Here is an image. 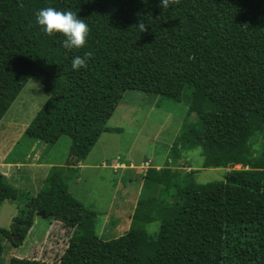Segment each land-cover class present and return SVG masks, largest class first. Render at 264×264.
Segmentation results:
<instances>
[{
  "label": "trees",
  "instance_id": "1",
  "mask_svg": "<svg viewBox=\"0 0 264 264\" xmlns=\"http://www.w3.org/2000/svg\"><path fill=\"white\" fill-rule=\"evenodd\" d=\"M159 3L0 0V122L24 86L39 82L46 101L24 135L48 145L68 137L73 158L71 167L50 168L36 196L0 175V206L27 197L14 219L19 241L13 226L0 227V238L18 247L42 212L71 231L58 261L8 264H264V0ZM46 6L84 19L83 48L66 50L65 37L41 31L35 12ZM87 51L94 53L87 67L73 70L72 58ZM129 90L185 100L195 115L171 147L172 165L199 149L202 168L232 169L200 184L193 170L148 168L128 230L103 240L96 214L69 193L68 174L103 133L119 131L107 123ZM157 220L159 231L149 235L146 225Z\"/></svg>",
  "mask_w": 264,
  "mask_h": 264
},
{
  "label": "rangeland",
  "instance_id": "2",
  "mask_svg": "<svg viewBox=\"0 0 264 264\" xmlns=\"http://www.w3.org/2000/svg\"><path fill=\"white\" fill-rule=\"evenodd\" d=\"M45 101L42 85L31 80L0 122V159L18 161L16 163L24 166L22 170L13 169L18 178L12 176L5 182L17 187L22 178V183L28 187L21 188V192L27 196H31L30 191H36L41 186L39 182L46 172V168L37 166V163L53 162L61 165L56 167H71L72 158L68 160V137L63 136L54 145H48L24 135V130ZM187 112L185 100L174 102L141 91H126L107 123L109 128H117L119 131L100 136L86 159L81 162L88 167H72L68 174V191L85 209L96 214L95 232L100 238L115 239L128 230L141 192L143 176L148 168L159 170L170 163L172 170L182 173L193 170L196 171L194 181L200 184L221 181L226 172L232 169L202 168L203 157L199 149L184 152L178 163L172 165L169 154L173 143L184 124L196 121L195 115L188 116ZM113 161H131L132 169L113 170L109 166ZM29 163L33 166H29ZM233 169L238 170L240 166ZM26 200L27 197L23 196L16 201H5L0 206L1 228L9 230L14 226V219L24 210ZM153 223L146 225L148 233ZM69 233L71 231L62 223L36 216L18 247L0 238V264H8L12 258L56 262L68 245Z\"/></svg>",
  "mask_w": 264,
  "mask_h": 264
},
{
  "label": "clouds",
  "instance_id": "3",
  "mask_svg": "<svg viewBox=\"0 0 264 264\" xmlns=\"http://www.w3.org/2000/svg\"><path fill=\"white\" fill-rule=\"evenodd\" d=\"M180 0H160L159 6L168 9L172 5H178ZM22 6V5H21ZM35 22L41 31L46 35L60 34L65 39L62 41V47L66 50L81 49L87 43L89 35V26L84 19L78 17L77 12L72 10L61 11L54 7L46 6L35 12ZM136 26L140 32L147 31V26L140 20ZM94 53L87 51L83 56H74L71 61L73 70H80L87 67L89 58ZM161 221L157 220L150 226L149 235L159 231Z\"/></svg>",
  "mask_w": 264,
  "mask_h": 264
},
{
  "label": "crops",
  "instance_id": "4",
  "mask_svg": "<svg viewBox=\"0 0 264 264\" xmlns=\"http://www.w3.org/2000/svg\"><path fill=\"white\" fill-rule=\"evenodd\" d=\"M27 128V127H26ZM25 131V130H24ZM69 155V154H68ZM69 160V159H68ZM13 162V163H12ZM7 161V160H3V159H0V175L3 176L4 180L6 181V179H10L12 176L16 177L13 173V169H18V170H22L24 168V166H21L22 164L21 163H16L18 161ZM114 163H112L110 166V168H113V170L115 169H122V170H130L132 169V163L131 161L129 162H119V163H116L115 161H113ZM73 163V160H71V163ZM78 163L76 166H81L82 168L84 167H88V165H83ZM37 166H43L44 168H46V172H45V175H47V173L49 172L50 168L51 167H56V166H61V165H58L57 163H53V162H46L44 164H41V163H37L36 164ZM18 166H21V167H18ZM28 166V165H26ZM29 166H33V164L29 163ZM45 175L42 177L43 181L41 180L39 182V185L41 184V186L36 190V191H30L32 193L31 196H36L38 194V192L40 191V189L42 188V185H43V182L45 181ZM18 178V177H16ZM22 179V178H21ZM20 179V181L17 183V187L14 186L16 189H18L19 191H21L22 189L21 188H25V187H28V186H25L22 182V180ZM14 182V181H13ZM30 194V193H29Z\"/></svg>",
  "mask_w": 264,
  "mask_h": 264
},
{
  "label": "water",
  "instance_id": "5",
  "mask_svg": "<svg viewBox=\"0 0 264 264\" xmlns=\"http://www.w3.org/2000/svg\"><path fill=\"white\" fill-rule=\"evenodd\" d=\"M72 160H73V158H72ZM37 216L42 217V218L45 217L43 212L42 213H37ZM13 230H14V233L12 234V239L14 240V242H18L19 241V237L17 236V234L15 232V226H13Z\"/></svg>",
  "mask_w": 264,
  "mask_h": 264
}]
</instances>
